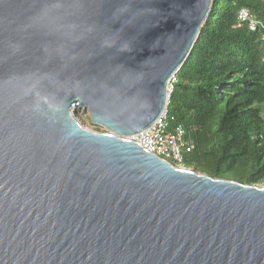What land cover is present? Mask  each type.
Wrapping results in <instances>:
<instances>
[{
    "label": "water",
    "instance_id": "obj_1",
    "mask_svg": "<svg viewBox=\"0 0 264 264\" xmlns=\"http://www.w3.org/2000/svg\"><path fill=\"white\" fill-rule=\"evenodd\" d=\"M212 5L0 0V264H264V185L131 139L165 111Z\"/></svg>",
    "mask_w": 264,
    "mask_h": 264
},
{
    "label": "trees",
    "instance_id": "obj_2",
    "mask_svg": "<svg viewBox=\"0 0 264 264\" xmlns=\"http://www.w3.org/2000/svg\"><path fill=\"white\" fill-rule=\"evenodd\" d=\"M242 9L262 27L239 26ZM167 108L171 128L182 125L185 139L194 143L185 167L264 185V0H213L211 16L175 76Z\"/></svg>",
    "mask_w": 264,
    "mask_h": 264
},
{
    "label": "built area",
    "instance_id": "obj_3",
    "mask_svg": "<svg viewBox=\"0 0 264 264\" xmlns=\"http://www.w3.org/2000/svg\"><path fill=\"white\" fill-rule=\"evenodd\" d=\"M238 21L239 26L247 25L251 31H256L263 25L248 9H242L239 12ZM174 81L175 78L170 84L169 94L172 92ZM185 136L186 129L182 125L171 128L168 108L166 107L165 111L150 127L133 135L131 139L147 151L158 155L173 165L185 167L184 155L194 149V143L186 140Z\"/></svg>",
    "mask_w": 264,
    "mask_h": 264
},
{
    "label": "rangeland",
    "instance_id": "obj_4",
    "mask_svg": "<svg viewBox=\"0 0 264 264\" xmlns=\"http://www.w3.org/2000/svg\"><path fill=\"white\" fill-rule=\"evenodd\" d=\"M75 115H76V117H78V119H79V120H80V121H81L86 127L90 128V129H92V130H94V131L105 132V129H104V128L100 127V128H102V130H101V129L96 128V127H94V126L91 125V120H90L91 117H90L89 112L84 111V110H78V111H76Z\"/></svg>",
    "mask_w": 264,
    "mask_h": 264
}]
</instances>
